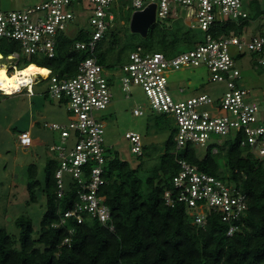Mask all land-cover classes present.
<instances>
[{
  "label": "built area",
  "instance_id": "1",
  "mask_svg": "<svg viewBox=\"0 0 264 264\" xmlns=\"http://www.w3.org/2000/svg\"><path fill=\"white\" fill-rule=\"evenodd\" d=\"M124 1L42 0L23 9L0 11V40L20 46V54H10L6 57L8 63L2 65L8 75L16 72L13 68L22 56L28 60L36 56L53 59L60 37L74 38L79 33L85 34L84 41H76L71 46V51L88 54L78 63L74 75L60 78L48 71L46 77L38 75L12 93L25 91L31 97L34 86L45 82L50 98L64 105L68 116L72 117L67 123L43 124V128L56 133L59 139L48 147L57 164L54 172L56 198L61 200L71 195L69 208L61 214V224L68 219H74L78 224L85 218H96L101 223L110 220L100 190L107 184L106 166L111 160L104 140L102 112L110 106L112 92L95 52L116 21L118 14L114 11L121 8ZM126 1L133 13L154 5V24L158 19L182 17L188 29L199 30L205 35L196 47L170 57L137 47L120 66L119 83L126 99L130 96V86H140L149 101L151 113L165 115L174 122L172 141L178 170L172 177V191L163 194L165 205L172 207L182 203L191 223L200 227L207 223L210 213L217 214L229 224L227 235L230 236L237 229L232 223L246 209V197L229 182V173L225 174V179L209 175L178 154L188 146L199 149L213 146L212 153H216L224 138L230 137L264 164V102L256 101L252 92L243 87L237 64L250 54L254 68L264 66V32L246 37L242 27L239 32L231 30L228 35L213 37L212 30L216 27L239 26L250 19L244 0ZM81 2L91 8L87 21L91 30L78 29L70 36L69 28L74 21L83 20L76 7ZM179 12L183 15L179 16ZM199 67L209 73L210 82L226 87L218 99L205 94L182 98L184 88L175 90L170 86V74ZM0 95L7 96L4 91H0ZM132 114L142 116L144 113L137 107ZM125 139L132 154H143L142 138L138 133L128 132ZM17 140L22 148L33 145L28 131L20 132ZM68 241L65 239L63 244Z\"/></svg>",
  "mask_w": 264,
  "mask_h": 264
},
{
  "label": "trees",
  "instance_id": "2",
  "mask_svg": "<svg viewBox=\"0 0 264 264\" xmlns=\"http://www.w3.org/2000/svg\"><path fill=\"white\" fill-rule=\"evenodd\" d=\"M233 26L216 27L212 30L213 37L228 35ZM106 37L96 49L97 62L106 69L120 67L107 64L108 53L100 50ZM85 39L83 33L74 38L62 36L57 41L55 58H43V62H39L31 57L24 67L16 70L35 68L42 71V68L60 78L70 77L75 74L78 63L88 56L84 52L71 51V46ZM202 42V34L198 31L179 28L171 32L154 24L143 44L134 45L130 52L142 47L147 52L170 57L176 55L173 51L178 46L194 48ZM3 43L10 45L6 49L7 56L20 54L17 43L0 40V45ZM113 46L109 47L110 51ZM172 138L173 134L144 180L138 176L141 166L132 169L116 153L109 152L112 159L106 166L107 184L100 190L110 212V220L106 223L96 218H85L81 224L74 219L60 223L61 214L69 208L71 195L61 200L56 198L54 172L57 164L49 160L44 168L46 211L38 236L32 237V223L25 216L14 221L19 229V247L17 240L0 228V264H264L263 162L235 140L219 146L217 153H212L213 146L206 148L202 155L199 148L188 146L178 154L209 175L225 179V174L229 173V182L246 197V209L232 223L237 229L228 236L229 224L217 214L210 213L207 223L200 227L191 223L182 203L172 207L165 205L163 194L172 191V177L178 170ZM221 157L226 160L227 171L220 169L218 159ZM29 171L35 179L36 166L32 165ZM35 186H39L36 180L28 185L32 202L36 201L32 190ZM65 239L69 241L63 244Z\"/></svg>",
  "mask_w": 264,
  "mask_h": 264
},
{
  "label": "rangeland",
  "instance_id": "3",
  "mask_svg": "<svg viewBox=\"0 0 264 264\" xmlns=\"http://www.w3.org/2000/svg\"><path fill=\"white\" fill-rule=\"evenodd\" d=\"M42 0H0V11L9 12L32 6ZM248 8L250 19L242 22L239 26L234 25L233 30L239 32L242 27L246 31V37L264 32V0H244ZM75 4V1H74ZM82 4V6H81ZM77 5L78 15L83 20H75L69 28V35L74 36L78 29H88L87 21L90 17V6L84 2ZM114 13L118 14L113 26L101 46V52L108 53L107 64L122 65L126 62L128 53L134 45H142L143 40L138 34L129 30V22L133 10L126 0L121 8ZM183 13L179 12V16ZM163 29L171 32L179 28L188 29L182 17H172L167 20H156ZM202 34V40L205 35ZM114 44L110 51L109 47ZM6 43L0 45V66L6 65L7 47ZM109 49V50H108ZM192 49L191 46H178L173 54L185 52ZM35 60L43 62L40 56ZM250 54L238 62V69L242 75L243 87L249 89L256 101L264 102V66L254 68ZM28 59L22 56L20 63L13 68H21L27 64ZM27 69V68H25ZM24 69V70H25ZM39 70V69H37ZM44 70V69H43ZM46 71V70H45ZM12 72V71H10ZM39 72L43 73L39 70ZM104 76L111 84L112 102L102 112L104 116V140L110 153H116L118 157L126 162L130 168L141 166L139 177L144 180L151 168L158 162V158L164 152V144L174 133L175 125L172 119L165 115L151 113L149 101L140 86H130L129 98L121 91L119 78L120 67L104 68ZM172 89L184 88L182 98L197 97L205 94L212 99H218L223 95L226 87L220 83L210 82L209 73L203 68H186L177 71L168 77ZM45 82L34 86L33 96L26 95L25 91L15 95H0V228L8 235L17 240L19 229L14 221L20 216L31 220L33 227L32 237L36 238L40 230V222L46 211V198L43 193L45 184L44 168L49 160L54 159V154L48 150L49 145L56 143L59 139L56 133L43 128L44 123H67L72 120L64 105L50 98ZM139 107L143 111L142 116H134L132 110ZM29 131L34 145L22 148L18 144V134ZM128 132L138 133L142 138L143 156L138 158L130 151V144L125 139ZM230 137L222 141L221 146L230 141ZM199 149L201 155L204 152ZM112 159V156L109 157ZM220 169L227 171L224 157L218 159ZM35 165L37 168L36 178L32 179L29 168ZM226 173V172H225ZM66 177H64V180ZM38 181L39 186L32 187L36 195V201L30 200L28 185Z\"/></svg>",
  "mask_w": 264,
  "mask_h": 264
},
{
  "label": "bare ground",
  "instance_id": "4",
  "mask_svg": "<svg viewBox=\"0 0 264 264\" xmlns=\"http://www.w3.org/2000/svg\"><path fill=\"white\" fill-rule=\"evenodd\" d=\"M48 72H39L35 68H27L20 70L12 75H8L5 67L0 66V91H4L6 95H12L14 91H18L21 86H25L31 82V79L37 77H46Z\"/></svg>",
  "mask_w": 264,
  "mask_h": 264
},
{
  "label": "water",
  "instance_id": "5",
  "mask_svg": "<svg viewBox=\"0 0 264 264\" xmlns=\"http://www.w3.org/2000/svg\"><path fill=\"white\" fill-rule=\"evenodd\" d=\"M155 23V6L151 5L143 11L134 12L129 22V30L142 38L147 37L149 28Z\"/></svg>",
  "mask_w": 264,
  "mask_h": 264
},
{
  "label": "crops",
  "instance_id": "6",
  "mask_svg": "<svg viewBox=\"0 0 264 264\" xmlns=\"http://www.w3.org/2000/svg\"><path fill=\"white\" fill-rule=\"evenodd\" d=\"M7 57V56H6ZM42 71H44L45 73L47 72V71H45V70H43L42 68H40ZM29 132V131H28ZM35 143L33 142V145H34ZM218 151V150H217ZM217 153V152H216Z\"/></svg>",
  "mask_w": 264,
  "mask_h": 264
}]
</instances>
